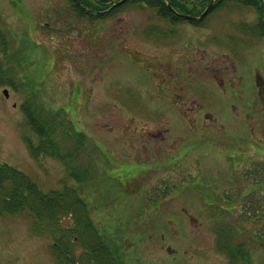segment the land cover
<instances>
[{"label":"rangeland","instance_id":"obj_1","mask_svg":"<svg viewBox=\"0 0 264 264\" xmlns=\"http://www.w3.org/2000/svg\"><path fill=\"white\" fill-rule=\"evenodd\" d=\"M65 3L67 0H0V30L7 39L6 48L0 49L1 76L17 85L14 88L0 83V162L24 172L44 193L74 188L87 203L96 230L113 247L116 264H264V220L259 223L247 218L256 212L252 205L264 203V154L253 151L254 143L264 145V106L243 108L234 101L237 105L233 108H218L211 103L215 97L218 101L222 98L213 95L205 101L211 116L197 124L202 112L196 110L197 103L194 105L190 94L182 91L198 94L203 85L194 80V84L179 87L185 107L179 112L169 106L161 91H156V78L118 48L117 42L132 41L149 52L163 51L165 44L152 39L154 31L144 37L135 31L157 20L153 8L132 5L117 18L85 28L76 17L66 22V6L65 19L52 20L55 10L64 8ZM238 3L232 9H227L230 5L224 10L222 7L219 13H225L223 18L212 20L219 33L216 51L221 50L223 57L230 52L234 55L224 43L228 32H236L237 15L249 19L258 15L246 1ZM47 19L56 28L47 27ZM61 26L64 30L58 28ZM205 32L200 35L209 40ZM254 41L242 48L243 61L238 65L235 62L236 69L232 70L233 81L246 91H251L254 67L264 80V35ZM171 61L173 66L177 56ZM225 61L217 66L224 68ZM74 85L79 91L73 101L74 113L69 114L68 96ZM3 89L8 90L7 96ZM211 91L219 90L211 87ZM28 95L43 110L58 112L52 136L62 152H71L67 159L44 156L35 160L30 155L24 139L31 132L21 109ZM172 140L185 154L174 157L169 165L165 164L169 163L166 157L174 151L168 149L171 147L167 141ZM92 141H114L126 156L148 153L149 159L144 160L152 167L126 187L118 182L108 161L96 157ZM243 152L245 155L238 154ZM226 153L235 156V169H231L232 158L222 157ZM69 158L71 164L86 171L83 181L69 174ZM259 166L261 185H253L256 173L244 176V172ZM169 171L174 172L173 178L164 179ZM246 194L251 212L249 207H240ZM224 199L233 205L228 207ZM62 224L72 226L71 217L66 215ZM259 228L261 238L254 237ZM219 231L222 245L242 242L249 252L248 260H232L222 253L217 248ZM162 232L164 238L160 237ZM53 242L50 234L34 232L27 212L0 214V264H59L51 253ZM168 246L172 251H167ZM84 250L82 245L74 244L72 252L78 256ZM77 264L86 262L82 258Z\"/></svg>","mask_w":264,"mask_h":264},{"label":"flooded vegetation","instance_id":"obj_2","mask_svg":"<svg viewBox=\"0 0 264 264\" xmlns=\"http://www.w3.org/2000/svg\"><path fill=\"white\" fill-rule=\"evenodd\" d=\"M116 1L118 0H67V3L63 5L64 8L60 7L59 10H55L56 13L52 20L62 21L65 19L63 17L65 15V6L67 8L66 16H69L65 19L66 22H70V19L73 20V18L76 17L83 21L85 28L91 26L90 24H95L96 22L99 23L107 18H117L122 15L127 7H131L132 5L141 4L145 7L153 8L155 12L154 17L160 23L155 20L152 21V24L143 28L141 27V30L137 29L135 31L139 32L143 37L148 32L154 31L153 33H155V36H153L152 39H156L155 41L163 42L165 44L163 46V51L160 53L149 52L135 46L132 41H127L126 44H122L119 41L117 42V45L132 62L138 64L145 73H148L149 76L156 78L158 85L156 91H161V94L166 97L169 106L175 107L179 112L180 110H185L184 105L181 103L182 96L178 89L184 83L189 86L194 80H196L198 84L203 85V91H200L197 94L189 87L192 91L182 92L189 93V98H191L194 105L197 103L196 110L202 112L199 123H197L196 120L197 124H202L204 117L211 116V114H209L210 106H208L205 101L213 95L218 96L219 94L222 98V101H218L215 97L211 103V106L218 108H224L225 106H231L233 108L237 103L243 108L249 105L256 106V108L264 106V80L261 79V74L259 73L258 68H253L254 79L252 81L251 91H246L243 86L239 87V85L232 79V70L236 69L235 62L238 65L243 61V56L241 55L242 48L254 40H261V35H264V32L262 31L264 30V26L261 23V18H259L258 13L259 11L261 13L259 8L261 7V2H264L263 0H253V2L250 3L252 7H255L254 11L258 14L256 15V19L243 18L237 15L239 21L234 25V30L236 32L230 34L228 32L226 35L228 41L224 43V46L234 50L232 51L234 55L232 56L230 52L226 57L221 55V50L216 51L219 33L215 32L218 26L214 24L212 20L223 18L225 13L223 15L219 13L222 12V7L224 10L225 7L230 5L227 9H232L231 7L236 3L240 4L238 2H241V0H123L121 3L115 4ZM45 14L47 16L48 12H45ZM44 24L51 29L56 28L48 19L44 21ZM70 26H73V24ZM67 27L69 28V25H67ZM58 28L64 30V27L62 26ZM202 31L209 33V40L206 39V35H200ZM180 37L182 40H180ZM207 47L209 48L208 50L206 49ZM175 55L177 56V61L173 63L172 66L171 59ZM237 55L239 57H236ZM224 61L226 64L224 68L222 66H217L218 63H224ZM230 64L231 66H229ZM244 74V72L241 73L240 78L242 80ZM186 85H183V88H185ZM211 87H214L219 91H211ZM139 89V91L142 90V88ZM143 90L147 91L146 89ZM78 91L79 89L76 88L75 85L71 89L69 107L72 111L75 109L73 101L77 99ZM234 101L237 103H234ZM194 123L195 120H192L191 124L193 125ZM159 132H161V130ZM146 137L150 139V136ZM160 138L165 137L160 136ZM86 139H88V137H86ZM159 142L160 140L158 138L156 143L159 144ZM114 143V141L113 143L93 142L94 148L97 149L96 152L98 156L96 157H99L100 155L102 156L101 160H107L110 164V169L115 171L118 182H121V184L127 187L133 182L132 180H137L139 176L142 177L143 173L152 167V165H150L149 162L146 163L147 161L144 160V157L148 158V153H140L139 155L136 153L133 157L126 156L119 151L118 145ZM130 144L131 143H128L129 146ZM133 144H135L137 149L136 142H133ZM167 144L171 147L168 149L174 152H170L166 157L168 158L169 163L165 164L171 165V162L174 161V157L180 158L185 153L179 148H176L175 140L167 141ZM205 144L206 143L204 142V145ZM254 145L256 150L253 148V151L259 155L264 154V145L257 143H254ZM218 148L219 147H216V150ZM109 149L115 153L111 152ZM217 152L221 153V151ZM238 154L245 155V152ZM225 156L228 159L232 158V161L234 162L230 161L231 169H235L237 166V161L234 160L235 156L226 153L223 154L222 157L225 158ZM129 157L133 159V161L131 159L128 160ZM262 170H264V168ZM172 173L174 172H167L164 179L168 176L173 178ZM247 173H256L253 181L251 180L252 184L261 185V166H259L258 169H246L244 176H246ZM247 180L250 181V177L247 178ZM243 197L242 204L240 205L241 209L245 210L248 207L250 209V201L248 200L249 195L246 194ZM227 198H230V196H227ZM259 198H261V196ZM202 201L207 204L205 197H203ZM224 202H227L228 207L233 205L231 200L224 199ZM252 206L251 209H256L254 210L256 212L251 215L248 214L247 218L252 220L255 219L257 222L261 223V221L264 220V217H261V204L258 207L255 205ZM249 209L248 211L251 212V209ZM257 212L258 214L255 215ZM187 218L188 220L193 219L191 216H187ZM163 234V232L160 234L161 238H164ZM217 234V248L222 253L227 254L232 260L236 257L248 260L249 252L247 249H244L242 242H238L234 245H222L223 241L220 240L219 237L221 236L220 231ZM254 237L261 238L260 228ZM167 251H172V248H169L168 246Z\"/></svg>","mask_w":264,"mask_h":264},{"label":"trees","instance_id":"obj_3","mask_svg":"<svg viewBox=\"0 0 264 264\" xmlns=\"http://www.w3.org/2000/svg\"><path fill=\"white\" fill-rule=\"evenodd\" d=\"M246 2L250 4L253 0H246ZM259 9L262 19L264 2H261ZM6 45V36L0 30V49L4 50ZM0 83L17 88L12 79L6 80L1 76V69ZM32 99L33 96L28 95L21 104L30 135L36 138L33 140L31 136H25L24 140L30 155L35 160L44 156L67 159L71 152H62L52 136L57 126L55 122L58 112L43 110ZM70 159L67 161V164H70L69 169L71 168L69 174L74 175L77 181H83L84 171L80 170L76 164H71ZM74 193L67 187L62 191L51 189L44 193L24 172L0 162V214L27 212L32 220L34 232L48 233L54 239L50 245L51 253L59 264H77L82 258L86 264H116L117 255L113 247L98 233L88 216L86 204ZM262 214L264 215V203H261V217ZM66 215L71 217L72 226H62V219ZM74 244H80L85 248L78 256L72 252Z\"/></svg>","mask_w":264,"mask_h":264},{"label":"water","instance_id":"obj_4","mask_svg":"<svg viewBox=\"0 0 264 264\" xmlns=\"http://www.w3.org/2000/svg\"><path fill=\"white\" fill-rule=\"evenodd\" d=\"M121 1H122V0L118 1L117 3L121 2ZM263 23H264V19H263ZM3 91H4L5 95H7V90L4 89Z\"/></svg>","mask_w":264,"mask_h":264}]
</instances>
